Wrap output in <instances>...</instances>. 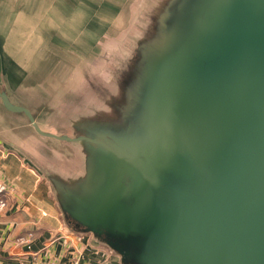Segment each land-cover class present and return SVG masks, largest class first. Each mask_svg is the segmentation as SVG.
<instances>
[{
  "label": "water",
  "instance_id": "water-1",
  "mask_svg": "<svg viewBox=\"0 0 264 264\" xmlns=\"http://www.w3.org/2000/svg\"><path fill=\"white\" fill-rule=\"evenodd\" d=\"M57 2L49 16L5 0L0 151L54 208L58 234L102 264H264V0H151L105 105L73 112L71 133L31 101L49 83L41 42L15 56L7 34L10 10L83 45L88 21ZM27 126L76 152L34 145L27 158Z\"/></svg>",
  "mask_w": 264,
  "mask_h": 264
},
{
  "label": "rangeland",
  "instance_id": "rangeland-1",
  "mask_svg": "<svg viewBox=\"0 0 264 264\" xmlns=\"http://www.w3.org/2000/svg\"><path fill=\"white\" fill-rule=\"evenodd\" d=\"M25 1L9 0L10 5H17L21 9H23ZM27 1L40 2L43 14L52 15L54 0ZM150 1L58 0V7L71 6L76 9L77 15L81 16L84 21H88L89 32L85 35L84 40L81 39L83 45L70 42L60 32L57 35L53 34L54 30L45 31L42 28V32L38 34L39 20L35 19L37 17L29 15L21 17L19 12L9 10L12 22L7 34L10 39L11 54L22 56L29 48L30 43V48H33V38L41 42V63L45 67L42 75L49 83L43 84L41 99L33 101L37 98L34 97L31 101L39 107L40 119L44 126L58 132L71 133L73 127L70 117L73 112L87 110L90 106L103 107L105 105L106 89L108 91L113 87L118 70L123 61L131 55L135 39L143 32ZM138 5L141 10L135 12ZM5 6V0H0V33L1 29L4 33L6 32L4 25L6 15L2 13ZM38 9L31 10L33 12L31 14H37ZM53 16L65 18V14L60 10L54 12ZM23 24H26V28L32 27L31 31L20 30ZM35 27H37L36 30ZM19 32L20 36H18ZM1 48H3V42L0 35ZM50 78L51 80H49ZM20 137H24V140L20 142H25V145H21L25 146L24 152L27 158L33 157L34 145H54L50 140L37 136L28 126L21 128ZM54 147L67 149L71 154L76 152L75 146L74 149H71L70 146L64 148L57 144ZM70 160H75L76 172L79 170L82 172V157L74 159L71 157ZM6 181L11 185L8 180ZM18 199L31 207L23 195L16 194L13 196L12 202H19Z\"/></svg>",
  "mask_w": 264,
  "mask_h": 264
},
{
  "label": "crops",
  "instance_id": "crops-1",
  "mask_svg": "<svg viewBox=\"0 0 264 264\" xmlns=\"http://www.w3.org/2000/svg\"><path fill=\"white\" fill-rule=\"evenodd\" d=\"M3 158L0 151V177L11 185L8 207L0 212V264H102L97 253L84 247V258L79 260L80 245L58 234L61 225L54 208L40 199L39 189L19 161ZM16 194L23 195L31 207L20 199L12 202Z\"/></svg>",
  "mask_w": 264,
  "mask_h": 264
},
{
  "label": "built area",
  "instance_id": "built-area-1",
  "mask_svg": "<svg viewBox=\"0 0 264 264\" xmlns=\"http://www.w3.org/2000/svg\"><path fill=\"white\" fill-rule=\"evenodd\" d=\"M10 189L9 183L0 177V212H3L8 207V192Z\"/></svg>",
  "mask_w": 264,
  "mask_h": 264
}]
</instances>
